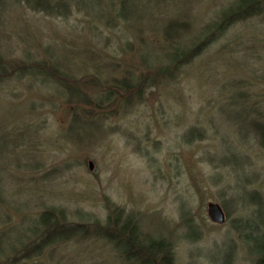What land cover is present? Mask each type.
Listing matches in <instances>:
<instances>
[{
	"label": "rangeland",
	"instance_id": "rangeland-1",
	"mask_svg": "<svg viewBox=\"0 0 264 264\" xmlns=\"http://www.w3.org/2000/svg\"><path fill=\"white\" fill-rule=\"evenodd\" d=\"M60 1L66 12L48 15L0 0V57L29 66V75L10 67L0 82V264H138L116 252L123 239L94 237L19 260L48 210L100 226L131 216L142 235L169 240L174 264H220L228 251L232 264H252L264 219L255 132L264 134V17L232 23L150 85L146 71L167 41L191 46L234 0H90L84 9L76 3L89 0ZM43 60L61 71L36 75L31 65ZM66 75L90 101L77 106L59 92ZM209 202L223 222L208 219Z\"/></svg>",
	"mask_w": 264,
	"mask_h": 264
},
{
	"label": "trees",
	"instance_id": "trees-1",
	"mask_svg": "<svg viewBox=\"0 0 264 264\" xmlns=\"http://www.w3.org/2000/svg\"><path fill=\"white\" fill-rule=\"evenodd\" d=\"M23 1H26L28 5L31 4V6H34V9L46 12L48 15L55 9H57L56 11L58 15L63 14L60 11L66 10L65 3L60 0H56L54 5H51L48 0ZM89 2L90 0L88 3L83 2L81 5L78 3L76 4L84 9L85 4H89ZM253 15H261L264 17V0H234L233 4H230L229 7L219 11L216 21L208 23V25L203 28L200 38H198L199 36L195 38L196 41L192 43L191 46H183L173 37L172 40L167 41L168 44L163 49V53L154 56L159 60V65L153 70V72L146 71L147 73L145 74L146 78L144 79V83L148 82L151 85L156 81H160L162 78L170 76V74L177 70L182 64L190 62L194 57L200 54L207 43L211 42L214 38L219 37L229 25ZM44 63L47 62L43 60L37 64L31 65L35 68V72H37L36 75H41L47 78L50 75L61 71L54 67L50 70H46L47 64H55L53 61L50 62V64ZM142 63L150 68V62L147 63L144 61ZM0 64H2L0 67V82L3 80L2 78L9 73L10 67H13L10 70V72L13 71L10 75H14L16 72L29 75V72L27 71L29 66H10L8 63L4 62L2 57H0ZM68 77L69 76L66 75V77L62 78L59 84H57L59 92L66 95L70 102L78 106L80 105L78 104L79 102L82 104L87 99H85L76 87L66 84L65 81H67ZM126 79L123 80L122 83L131 80ZM137 84H139V82L135 81L134 84L130 83L129 85L121 87L123 90L129 91L131 88H136L138 86ZM110 96L111 95L106 92L103 100L108 101ZM88 101H90L89 98L87 102ZM123 104L125 105L126 102H123ZM77 106H75V109H78ZM75 117H80V115L75 113L72 118ZM257 125L261 128L264 127V124ZM255 132L257 134L259 145L264 148V134L260 133L257 126H255ZM257 203L259 204L260 201ZM55 214L56 213L52 210L44 211L40 214L38 220L34 223V227L29 230L32 232L31 235L36 238V241H34V238V240L31 238L27 241L28 244L26 242L24 243L27 244V247L24 249L25 252H23L24 254L19 260L38 256L44 247L53 246L57 242H65L73 238L94 237V239H105L107 242H112L111 239L113 238L123 239L119 244L125 246L116 249V252L125 261H132L138 264H174V253L169 240L165 237L156 238L145 234L142 235L139 227L133 222L131 216H112V218L111 216H106L104 224L100 226L96 222L88 220H86V222H72L67 220V217L63 216L60 212L59 214ZM261 221L262 226L257 227L256 232H258V234L252 236V246L249 248L250 254L253 255L252 264H264V219H261ZM249 239H251V236ZM24 244L22 246H24ZM117 245L118 244H115L114 246L116 247ZM230 257V251L224 253L220 264H232Z\"/></svg>",
	"mask_w": 264,
	"mask_h": 264
},
{
	"label": "water",
	"instance_id": "water-1",
	"mask_svg": "<svg viewBox=\"0 0 264 264\" xmlns=\"http://www.w3.org/2000/svg\"><path fill=\"white\" fill-rule=\"evenodd\" d=\"M93 168V163L91 161L88 162V169L92 170ZM206 215L208 219L211 222L214 223H221L224 221V212L221 208V206L217 203L214 202H209L206 207Z\"/></svg>",
	"mask_w": 264,
	"mask_h": 264
}]
</instances>
